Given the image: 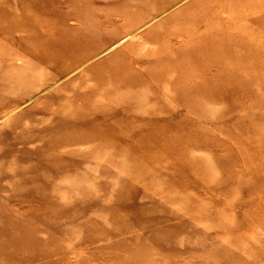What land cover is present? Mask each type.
Wrapping results in <instances>:
<instances>
[{
    "label": "rangeland",
    "instance_id": "1",
    "mask_svg": "<svg viewBox=\"0 0 264 264\" xmlns=\"http://www.w3.org/2000/svg\"><path fill=\"white\" fill-rule=\"evenodd\" d=\"M262 6L0 0V264H264Z\"/></svg>",
    "mask_w": 264,
    "mask_h": 264
},
{
    "label": "bare ground",
    "instance_id": "2",
    "mask_svg": "<svg viewBox=\"0 0 264 264\" xmlns=\"http://www.w3.org/2000/svg\"><path fill=\"white\" fill-rule=\"evenodd\" d=\"M260 10H264V6L260 7ZM50 57L45 58L44 59V65H48L50 64ZM18 225H14V226H8L5 227L4 229H0V233L2 234H7V236H9L12 245L14 244V247H17V245H21L25 247L29 248V250H35V257L36 258H43V256H45L44 253V249L42 246H40L41 244H38L36 241H33L32 239H30L27 242V237H29V235H32L34 232L28 233L24 230V228L21 226V224L17 223ZM8 229H11L12 232L9 233ZM10 245V243H9ZM18 251H20V253L22 252V250H20V248L17 249ZM5 251H2V253ZM33 259V258H32Z\"/></svg>",
    "mask_w": 264,
    "mask_h": 264
}]
</instances>
